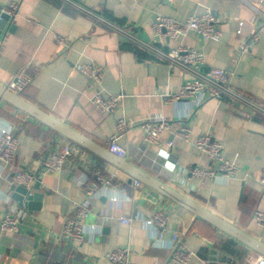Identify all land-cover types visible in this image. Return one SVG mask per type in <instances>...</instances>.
Masks as SVG:
<instances>
[{"label":"crops","instance_id":"obj_1","mask_svg":"<svg viewBox=\"0 0 264 264\" xmlns=\"http://www.w3.org/2000/svg\"><path fill=\"white\" fill-rule=\"evenodd\" d=\"M72 1L0 0L2 6L17 2L11 15L12 30H8L9 23L0 41V85L7 87L26 69L33 79L19 94L25 100L107 149L115 136L127 150L123 158L264 242V224L255 218L256 211L264 213V190L259 182L264 173V116L228 98L208 97L193 107L186 100H170L191 74L170 69L166 62L123 40L119 28L111 25L166 49L181 41L154 34L157 15L185 21L210 9L220 38L205 39L192 31L184 44L204 52L205 68L235 71L233 88L264 106V26L263 17L255 12L258 8L264 15V1ZM259 29L260 37L254 41ZM57 35L65 39L69 51L57 42ZM77 63L104 68L102 89L122 95L114 112L105 114L92 102L95 85L75 69ZM151 116H163L170 122L156 144L144 140L141 126ZM0 117L13 125L18 139L13 161H0V222L8 212L21 216L17 230L0 232V264H114L106 254L125 247L130 248L128 264H178L170 261L175 232L181 245L194 252L188 264H257L264 257L145 183L136 187L137 179L1 97ZM121 117L128 126L118 132ZM203 134L221 142L224 157L235 164L236 171L228 179L190 172L196 166L216 165L195 146ZM66 143L72 154L62 168L43 174L44 160ZM132 144L155 151L161 158L160 171L134 159L129 153ZM97 170L112 184L88 197ZM19 171L35 175L33 191L41 178L38 191L43 198L34 200L32 208L19 206L12 197L11 186ZM81 205L90 210L84 223L96 227L84 241L72 242L64 227ZM156 212L169 218L166 229L155 231L163 240L161 246L153 244L143 222ZM123 217L132 221L123 223Z\"/></svg>","mask_w":264,"mask_h":264},{"label":"built area","instance_id":"obj_2","mask_svg":"<svg viewBox=\"0 0 264 264\" xmlns=\"http://www.w3.org/2000/svg\"><path fill=\"white\" fill-rule=\"evenodd\" d=\"M63 2L68 4L74 3L72 0H63ZM16 8L17 2H11L9 5L4 6L3 10L9 15H13ZM255 12L256 15L263 17L261 21L264 26V15L258 8H255ZM216 22L217 20L210 9L202 15H192L185 21H179L164 15H157L152 26L154 34L163 36L167 39L181 41L180 45L166 49L153 43L143 41L122 27H116L114 24L111 25L114 28H119L123 40L133 42L142 51L166 62L170 69L179 68L191 74V78L184 83L180 93L170 95V100H186L191 104V107H193L202 104L208 97L220 99L228 98L234 102L244 104L264 116L263 105L233 88L231 80L235 75V71L219 67L205 68L206 61L204 52L201 49L189 47L184 44V39L192 31L197 32L205 39H219L221 33L216 27ZM260 31L259 29V31L253 35L252 39L254 41L259 39ZM56 39L59 44L64 45L67 51H69L70 47L62 36L57 35ZM245 48H247V46H245ZM245 48L243 50H245ZM74 67L78 72L89 78L95 85V92L91 98L92 102L105 114L114 112L122 95H111L102 89L101 84L104 77V68L94 63H77ZM32 79V75L26 69H23L12 81H10L7 88L16 94H20L32 82ZM127 126L128 122L125 118L121 117L117 120L118 132L124 131ZM141 126L144 129V140L148 143L156 144L159 143L161 133L170 128V122L163 116H151L144 119ZM182 131L188 135L186 127H183ZM168 144L172 145L173 142L168 141ZM195 146L199 151L212 158L216 162V165L213 168L196 166L190 171L194 176L221 178L226 180L234 175L236 171L235 164L224 157L222 143L213 139L212 135H200L196 139ZM17 147L18 139L15 135L13 125L0 117V161L5 164H9L13 161ZM109 150L119 157H124L127 153L126 148L116 141L115 136L111 137L109 141ZM71 154V146L68 143L62 144L56 152L44 160L42 173L47 174L60 170ZM34 180L35 175L25 171H19L14 176L15 184L24 185L28 188L32 186ZM259 182L264 190V173L259 179ZM111 184V179L101 170H97L95 179L88 186L87 196L94 197L101 193V191L104 190L103 188L111 186ZM140 185L141 182L135 180V186L138 187ZM89 211L88 207L81 205L76 215L67 220L64 227V234L70 241H84L87 236L95 230V225L89 226L83 221V218L88 216ZM255 218L259 224H264L263 212L256 211ZM168 219L165 213L156 212L153 216L143 220L144 224L149 228L150 237L153 244L156 246H161L163 240L155 231L156 229H166ZM20 221V214L8 212L0 222V232H14L17 230ZM121 221L123 223H130L132 218L123 217ZM173 242L170 261L178 264H188L194 252L181 245L180 235L177 232L173 234ZM129 255L130 248L125 247L107 253L106 257L114 264H128ZM257 264H264V257H262Z\"/></svg>","mask_w":264,"mask_h":264},{"label":"water","instance_id":"obj_3","mask_svg":"<svg viewBox=\"0 0 264 264\" xmlns=\"http://www.w3.org/2000/svg\"><path fill=\"white\" fill-rule=\"evenodd\" d=\"M3 9L4 6L0 5V41L4 38V31L13 19V16L9 15ZM12 25L13 24L10 23V26L8 28L9 31L12 30ZM0 97L14 107L27 113L34 119H37L38 121L52 128L67 139L100 156L107 162L111 163L113 166L130 175L131 178H135L140 182L145 183L146 185L155 189L175 203L185 207L195 215L203 218L217 228L221 229L231 237L237 239L253 250L264 255V242L236 227L234 224L226 221L225 219L205 208L193 199L170 187L166 183L162 182L161 180L147 172L141 166H138L123 157H119L113 154L109 149L95 143L76 129L63 123L59 119L25 100L21 95L12 92L3 85H0ZM129 153L134 159L139 160L142 165L149 167L155 171H160L161 166L158 163H160L161 158L156 157L155 151L151 149L146 150L143 148L138 149L136 145L132 144L129 148ZM163 154L165 155L166 153L164 152ZM40 184L41 178L38 177V180L33 187L36 191H33L32 188H28L24 185H17L14 183L11 186L13 199L21 207L32 208L34 200H41L43 198V193L38 191L40 189Z\"/></svg>","mask_w":264,"mask_h":264}]
</instances>
